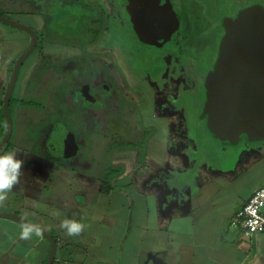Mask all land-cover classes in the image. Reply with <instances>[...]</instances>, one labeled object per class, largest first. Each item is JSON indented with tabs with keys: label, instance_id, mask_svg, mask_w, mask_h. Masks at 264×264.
<instances>
[{
	"label": "crops",
	"instance_id": "1",
	"mask_svg": "<svg viewBox=\"0 0 264 264\" xmlns=\"http://www.w3.org/2000/svg\"><path fill=\"white\" fill-rule=\"evenodd\" d=\"M56 1L0 0V14L17 24L11 17L33 16L35 29L25 26L36 31L46 27ZM11 27L0 21V102L15 64L31 45L28 34ZM15 35L24 47L14 43ZM205 124L200 113L172 124L169 118L146 121L145 151L136 147L115 155L117 162L128 159V168L122 165L104 181L80 183L74 190L66 167H45L55 184L24 190L18 208L0 213L17 214L49 233L56 241L53 264H264V232L248 239L232 226L236 213L264 188V140L251 146L224 143ZM64 150L68 158L77 155ZM58 178L70 187H63L65 193ZM66 218L85 224L83 232L68 236L59 227ZM20 225L0 217V264H48V238L33 234L23 240Z\"/></svg>",
	"mask_w": 264,
	"mask_h": 264
},
{
	"label": "rangeland",
	"instance_id": "2",
	"mask_svg": "<svg viewBox=\"0 0 264 264\" xmlns=\"http://www.w3.org/2000/svg\"><path fill=\"white\" fill-rule=\"evenodd\" d=\"M257 2H260L259 4L264 8V0H169V6L174 10L179 20V35L176 36L175 32L170 30H160L144 37L142 41L146 44H141V47L151 54V59H149L148 62L145 61V59L137 61L135 57H132L134 53L139 52V49H136L138 44L126 45L120 42L117 36H112L111 38L104 36L102 40L99 41L98 48L104 45L109 49L112 48L113 50L111 51L112 53L114 52L116 56V64L122 71L116 69L115 62L111 57L108 58L109 60H105L95 58L97 55L88 54L84 57L86 59L84 71L88 75L91 69L98 72L102 66H105L104 68L106 69L108 77L105 78V80L97 79L96 81L99 83L103 81L104 83L111 84H113V82H122V77L120 76L121 72L126 75L129 84L134 85L140 81V78L149 76L150 73L156 78L160 76L162 82L165 84V90L170 89L174 92L173 96H171L172 98H177L181 93V98H183V100L178 102L177 106H181L183 110H185V108L190 109L189 113L191 115L193 112L196 113L193 109L196 103L204 102L203 92L205 91L208 81L207 78L210 76L208 72H210V69L213 67V61L216 59L217 50L222 40L224 20L234 18L238 15L240 9L255 5ZM56 3V7L53 6L51 12L53 15L57 16L64 15L60 17L61 24L64 22L67 25L64 29V33H61L58 37V42L70 45H73V43L71 41L67 42V40L64 39V35L76 34L74 35V37H76L81 34L80 32L82 30L86 29L85 24L88 18L87 16L83 17L81 15L82 13L80 14L78 12L84 10L85 6L94 5L99 7L103 5L106 8L108 7L111 11L110 14L113 15V20H124L126 8L129 11V8L125 6L124 0H61V7L59 6L60 0L56 1ZM11 18L21 22L20 25L24 27L29 26L35 29L36 23H34L33 16H15ZM56 22L57 20L55 23ZM38 23L39 20L37 21V24ZM131 23L133 24L132 21ZM51 26V24H47L46 27L36 30L40 38L46 37V39H48ZM11 28L20 33V35H23L22 33L27 34L18 28ZM126 30L128 36L132 37L134 35L130 30V26L129 29ZM61 31L63 32L62 29ZM50 37L52 38V35H50ZM13 38L17 46L24 47L26 45L21 36L15 35ZM120 38L121 40H125L123 35H120ZM179 38L184 41H179L180 44L176 45L174 48L173 41ZM56 39L57 35H54V40ZM89 40L88 37L85 39L86 47L88 46ZM168 42L173 44L172 47L176 55H172L170 51L166 52V47L163 49L164 44L167 45ZM121 45L125 47L124 51L120 49ZM182 45L184 46L182 47ZM146 50L144 53H146ZM168 50H171L170 46ZM47 52V47L43 52H40V49H38L27 58V61L19 73L20 78L18 86L15 88L12 96L11 118L13 121V137L11 143L15 148L14 151L17 153V157L24 161L22 169L23 174L20 177V183L8 193L7 200L0 205V210L7 211L9 208H18L24 190H30V192L33 193L36 187L40 190L38 186L40 183L55 184V178L51 177L52 175L50 172L48 175L45 170V167L53 168L54 165L42 157H39L38 153L46 152L44 146L47 143V137L49 136L52 126L59 120V118L56 117V113H58L62 106L64 109H70L71 113H75L71 120L65 119L61 121L78 135V142H75L73 137H71V141L73 145L77 143V145L80 146L81 154L80 156H75L74 159L60 158V160L56 161L55 165L60 166V163H69L72 167H75L66 169L67 173H73L74 190L78 188V184L80 183H91V181L95 183L97 180H104L106 174L105 168L106 170L109 167L112 168L108 150L110 142L109 136L106 135L108 134L107 131H111L112 134L115 132V134L124 135V137L129 140H135L137 138L135 136L136 134L141 135L140 131L142 126L139 123V107H137L139 102L133 99L132 94L126 92L124 89L122 90L125 94L124 97L127 99L126 102L131 105L127 107L125 113L119 115L113 114V118H109L115 123L114 126H107L106 124L102 127L100 126L97 129L98 133L90 126L86 130H82V122L80 119H77L82 115L79 110L80 105L78 106V104L72 100L73 94L70 93L68 91L70 89L63 84L66 81H70V79L66 77L69 76L70 73H64L61 67H56L58 61L53 62L52 69H48V67L44 69ZM36 62H38V68L34 69ZM184 62H188V65L186 66ZM42 63H44V66L41 68ZM190 68H192V70ZM190 71H195L197 73L196 76ZM101 73L104 75L103 71ZM199 75H202V79ZM27 76H30L32 84L22 89ZM59 77H61V79H59ZM169 81L170 86L169 84L167 85ZM185 87L187 90L184 91ZM151 92L152 89H149V94H145L143 97L149 104L155 102L156 110L160 108V105L163 104L162 102L166 103L168 100H171V98L167 100L165 92H163L164 96L162 94H157L158 96L153 99ZM58 93H62L64 99H61V101L64 102L60 103L59 97H56ZM151 98L153 100H151ZM121 99L122 97H120L119 101H122ZM20 100L24 103L35 102L43 106V108L39 109L36 106H23L17 103ZM119 101L116 102L118 106ZM120 104L122 105V102ZM74 107H76L79 112L75 110ZM131 107H134L133 109H135L136 113L133 109H130ZM168 113V116H170V112L168 111L165 114L167 115ZM205 125L203 129H206ZM243 141L250 146L260 145L259 142L251 143L246 139ZM46 148H49L48 144ZM116 166L115 164L113 167L118 168ZM116 171H121V168L119 167ZM64 182H66L64 178H58L56 181L58 185L63 183L59 188L65 187L69 189V185ZM65 188H63L64 193L66 192Z\"/></svg>",
	"mask_w": 264,
	"mask_h": 264
},
{
	"label": "flooded vegetation",
	"instance_id": "3",
	"mask_svg": "<svg viewBox=\"0 0 264 264\" xmlns=\"http://www.w3.org/2000/svg\"><path fill=\"white\" fill-rule=\"evenodd\" d=\"M124 1L126 4L125 6L129 8V11L127 10V8L125 10L126 16H125L124 20H118V19L113 20L112 19L113 15L110 14L111 13L110 8H108V7L106 8L103 5H100V6H102L100 8L98 6L88 5V6H85L84 10L78 11V12L80 14L82 13L81 15L83 17L87 16V18L90 19L93 17L95 18V17L100 16L102 14V12H101L102 8H105L110 19H109V22L107 25V32L104 36H107V38H109V37L111 38L112 36H117L119 38V41L122 42L123 44H126V45L138 44V46H136V49H139V52L134 53L132 57H135V60H137V61L145 59V61L148 62V60L151 59V54H150V52L148 53L146 49L141 47V44H146L145 42L142 41V39L144 37H139L134 32L135 19L133 16V11H131V7L128 4L127 0H124ZM53 2H55V1H53ZM52 5L54 7H56V3H53ZM59 6L61 7V4ZM252 6H254V5H252ZM244 9H246V8H244ZM244 9H240V11H242ZM239 12H238V14H239ZM63 16L64 15H62V16L53 15V13H52L51 17L46 19V23L52 25L50 28V31H49L48 39H46V37L40 38V36L37 34V32L35 30H33L37 36V43H36L37 45H36V48L32 51V53L27 58H29L32 54H34L35 51H37L38 49H40V52H43L44 49L47 47L48 52L46 54L47 58L45 60L46 62H45L44 69L47 67H48V69H52L53 62L58 61V63L56 64V67H61V69L64 71V73H66V72L70 73L69 76H66L70 79V81L69 82L66 81L63 84L66 87H68L70 89L68 91L73 94L72 100H74L75 103L78 104V106L80 105L79 110L82 113V115L80 116V118H77V119H80V121L82 122V126H83L82 130H86L90 126L93 130H95L96 133H98L97 129L100 126L102 127L105 124L107 126H110V125L114 126L115 125V123H113V121L109 118H113V114L119 115V114L125 113V110H127V107L129 105H131L130 103L126 102L127 99L124 97L125 94H124L122 89H124L126 92L132 94L133 99H136L137 102H139V105L137 107H139L138 115L140 116L139 123L141 126L143 124H145L146 121L152 120V121L158 122V121L164 120L165 118H169V122H170V124H172L173 121L179 120L180 118H183L184 116L187 117V115H188V117H190V116L195 117L198 115V113H200V117L202 119V113H204V106H205V103L207 101L206 100V87H205V91L203 92L204 102H201V103L198 102V103H196L195 107L192 106L196 113L193 112L190 115V113H189L190 109L185 108V110H183V109H181V106L180 107L177 106V103L183 100V98H181V93L179 94V96L177 98H174V97L172 98L171 96H173L174 92L170 89L165 90V84L162 82L160 76H159V78H156L155 76H153L150 73L149 76L143 75L144 77L140 78V81L137 82L135 85L129 84L128 80L126 79V75L121 72L122 70L116 64V56H115L114 52L112 53V51H111V50H113L112 48L109 49V48L105 47V45L102 46L101 48H98L99 43H97L96 45L95 44L93 45L91 42H89L88 46L87 47L85 46L86 47L85 48V47H83L84 43L81 42V39L78 37V35L76 37H74V35H76V34H74V35L65 34L64 35V39H66L67 42L71 41L73 43V45L65 44V43H59L58 37L60 36L61 33H64V29L67 27V25L64 22H63V24H61L60 17H63ZM237 16L238 15H236L234 18H230V19H236ZM131 19H133V20H131ZM56 20H57V22L55 23ZM131 21L133 22V24L131 23ZM178 22H179V20H178ZM87 24H88V20H86V24H85L86 29H87ZM63 25H66V26H63ZM124 26H125V29H124ZM129 26H130V30L134 33V35L132 37L128 36L126 33V31H127L126 29H129ZM61 29L63 30V32L61 31ZM86 29L82 30L80 33L82 34L83 32H85ZM179 30H180V25H179V28L177 31H175V30L173 31V32H175L176 36L179 35ZM223 30H224V27H223ZM25 33H27V32H25ZM27 34L30 36L29 33H27ZM50 35H52V38L50 37ZM54 35H57L56 40H54ZM120 35H123L125 40L124 39L121 40ZM223 35H224V32H223ZM223 35H222V37H223ZM30 39H31V41H30L31 45L26 49V52L32 46L31 36H30ZM177 40L174 39V41H173L174 42V48L176 45L180 44L179 41H182V42L184 41L181 38H179ZM74 44H77V45H74ZM80 44H82V45H80ZM167 45L164 44L163 49L166 47V49H167V50H165L166 52L170 51V53L172 55H174V54L176 55V52H174V48L172 47L173 44L171 42H168ZM169 46L171 47V50H168ZM183 46L184 45H182V47ZM219 46H220V44H219ZM124 48L125 47L123 45L120 46V49H122L123 51H124ZM145 50H146V53H144ZM181 51H183V50H181ZM218 52H219V47L217 50L216 59L218 56ZM25 53L21 56V58L25 55ZM87 54L88 55H97L95 58L105 59V60H109L108 58L111 57L112 60L115 62L116 69L121 70L120 76L122 77V82L121 83L120 82H118V83L113 82V84L104 83L103 81H101L102 83L97 82L96 81L97 79L105 80V78L108 77L106 69L104 68L105 66H102V68L98 72L93 71L91 69L89 71V74L91 76L92 75L95 76V78H92V79L87 81V79L85 77L88 76L89 74L87 75V73L84 71L85 70L84 65L86 64L85 63L86 59L84 57L87 56ZM81 58H84V59H81ZM216 59L213 61V67H214V64L216 62ZM26 61H27V59H26ZM25 62H24V64H25ZM16 64H15V66H16ZM24 64L22 65L21 69L23 68ZM37 64H38V62H36V65H34V69L38 68ZM184 64L187 66L188 62H184ZM195 65H196V63H195ZM43 66H44V63L41 64V68ZM213 67L210 69V72H208L209 73L208 75H210L214 71ZM41 68H39V69H41ZM21 69H20V71H21ZM190 69L192 70V68H190ZM20 71H19V73H20ZM102 71L104 72L105 78H102V73H101ZM190 72L194 76H196V74H197L195 71H193V72L190 71ZM19 73H18V75H19ZM187 76H188V74H187ZM199 76L202 79V77H201L202 75H199ZM149 77H150V80H149ZM18 79H19V76H18ZM59 79H61V77H59ZM207 80H208V78H207ZM199 82H201V81H199ZM17 83H18V80H17ZM17 83H16V86H17ZM28 83H27V86H30L32 84V80L29 79ZM168 84L170 86V81L167 82V85ZM9 85H10V83H9ZM9 85H8V87H9ZM16 86H15V88H16ZM8 87L5 91L4 99L6 97ZM15 88H14V90H15ZM149 89H152L151 96L153 99H155L159 94H162L164 96L163 92H165V94L167 95V100L169 98H171V100H168L166 103L162 102L163 104L160 105V108L156 110L155 102H152L149 104L147 102V100L143 97L145 94H149ZM185 90H187L186 87H185L184 91ZM13 93H14V91H13ZM12 96H13V94H12ZM56 97H59L60 103L64 102V101H61V99H64V96L62 95V93L56 94ZM120 97H122V99H121L122 101H119ZM152 98H151V100H153ZM4 99L1 101L2 104L4 102ZM117 101H119L118 102L119 106L116 103ZM121 102H122V105L120 104ZM17 103H20V102H17ZM30 103L35 104V106L39 109L43 108V106H41L40 104H37L35 102H30ZM134 104H135V102H134ZM9 105H10V103H9ZM23 106H26V105H23ZM28 106H31V105H28ZM149 107H150V110H149ZM74 108H75V110H78L76 107H74ZM133 108L131 107L130 109H133ZM3 110H4V107H3ZM79 110H78V112H79ZM133 110L136 113L135 109H133ZM198 110H199V112H198ZM62 111H64V113H62ZM167 111L170 112V116H168L169 113L167 115L165 114ZM10 114H11V111H10ZM58 114H60V115L57 116ZM74 114L75 113H71L70 109H67V108L64 109L63 106H62V108L59 109L58 113H56V117H58L60 119L50 129L51 131L49 133V136L47 137V143L44 146V149L46 152L38 153L39 157H42L43 159L49 161L51 164L55 165L56 161L60 160V158L68 159V157H67L68 154H66V152H60V151H65L64 149H66L67 152L77 153L76 156H80V154H81L80 146H78L77 143H76V145H73L72 141H71V137H73L74 141L78 142V140H79L78 135L75 134L72 130H70V128H68V126L65 125L64 122L61 121V120L64 121L65 119L71 120L73 118ZM174 114H176V115H174ZM81 117H82V119H81ZM163 122H165V121H163ZM47 123H48V121H47ZM180 127H182V124L180 125ZM6 132H7V129H6ZM140 132H141V135H139V134L135 135L137 137L135 140H129L128 138L124 137V135L115 134V132H114V134H112L111 131H109V132L107 131L108 134H106V135L109 136V142H110V146L108 148L109 153H110V164L112 165L113 169L109 167L106 170V168H105L106 174L111 172L112 170L116 171L119 167L121 168L122 165H125L128 168V166H129L128 159L121 160V162L115 161V155L120 150L132 151L133 149H135L137 147L140 152L143 153L145 151V149H146L145 143L146 142L144 141V137L146 136V134H145V132H143L142 128H141ZM12 133H13V130H12ZM12 137L9 140V142L12 140ZM244 139L245 138H243L242 141ZM251 143H253V142L251 141ZM47 144L49 145V148H46ZM57 152H59V153H57ZM74 157L72 159H74ZM115 164L117 165L116 167H118V168L113 167ZM59 165L62 167H66V168H69V167L75 168V167H72L69 163H60ZM107 171H109V172H107ZM106 174H105V176H106ZM108 180H110V177L108 178ZM102 181H104V180H102ZM13 215H15V214H13ZM16 216L19 217L17 214H16ZM7 219H9V218H7Z\"/></svg>",
	"mask_w": 264,
	"mask_h": 264
},
{
	"label": "water",
	"instance_id": "4",
	"mask_svg": "<svg viewBox=\"0 0 264 264\" xmlns=\"http://www.w3.org/2000/svg\"><path fill=\"white\" fill-rule=\"evenodd\" d=\"M135 19L134 32L139 37L160 30L177 31L179 22L169 0H127ZM145 10L146 12H144ZM148 12L156 23L145 19ZM147 14V15H146ZM157 14V15H156ZM150 16V14H149ZM0 21L30 34L32 46L18 61L4 99L7 132L0 143V151L11 139L13 122L10 101L18 80V73L27 57L36 48V33L28 27L14 23L0 14ZM144 26V29L142 28ZM224 35L219 52L206 83V127L221 141L237 144L243 138L251 141L264 140V8L260 5L239 12L236 19H225ZM0 217L19 223L27 222L13 214L0 213ZM43 231L50 244L48 264L54 263L56 241Z\"/></svg>",
	"mask_w": 264,
	"mask_h": 264
},
{
	"label": "clouds",
	"instance_id": "5",
	"mask_svg": "<svg viewBox=\"0 0 264 264\" xmlns=\"http://www.w3.org/2000/svg\"><path fill=\"white\" fill-rule=\"evenodd\" d=\"M24 161L17 157L15 151H6L0 154V205L8 198V193L20 183L23 174ZM20 238L23 240L31 239L34 234L37 237L43 236V231L39 225L29 222H22ZM59 227L64 229L68 236H78L83 232L86 225L76 219H63Z\"/></svg>",
	"mask_w": 264,
	"mask_h": 264
},
{
	"label": "built area",
	"instance_id": "6",
	"mask_svg": "<svg viewBox=\"0 0 264 264\" xmlns=\"http://www.w3.org/2000/svg\"><path fill=\"white\" fill-rule=\"evenodd\" d=\"M232 222V226L239 228L248 239L264 232V188L257 189L236 213Z\"/></svg>",
	"mask_w": 264,
	"mask_h": 264
},
{
	"label": "trees",
	"instance_id": "7",
	"mask_svg": "<svg viewBox=\"0 0 264 264\" xmlns=\"http://www.w3.org/2000/svg\"><path fill=\"white\" fill-rule=\"evenodd\" d=\"M102 6H99V8ZM102 14L98 17H93L88 19V24H87V29L85 30V32H83L82 34L78 35V37L81 39V42L84 43L83 47L86 46V42L85 39H87V37L90 39L88 41L91 42L93 45L99 43V41H101V39L104 37V35L107 32V25L109 22V15L106 11L105 8H102ZM86 48V47H85ZM88 80L95 78V76H91L90 74L88 76L85 77ZM102 78H105V75H102ZM12 99L10 101V105L12 104ZM22 105H31V106H35V104L33 103H24L19 101ZM12 106V105H11ZM10 106V109H11ZM3 104L2 102L0 103V143L2 142V140L5 137V133H6V129H7V122H6V118H5V114H4V110H3ZM11 111V110H10ZM62 113H64V111H62ZM60 114H58L57 116H59ZM60 119V118H59ZM202 119L205 120L206 119V115L204 113H202ZM215 136V135H214ZM217 137V136H216ZM218 138V137H217ZM219 139V138H218ZM247 139V138H245ZM220 140V139H219ZM249 140V139H247ZM221 141V140H220ZM251 141V140H249ZM223 142V141H222ZM255 142V141H252ZM225 143V142H224ZM14 151V147L11 144V141L7 144V146H5L1 151L0 154H3L6 151Z\"/></svg>",
	"mask_w": 264,
	"mask_h": 264
},
{
	"label": "bare ground",
	"instance_id": "8",
	"mask_svg": "<svg viewBox=\"0 0 264 264\" xmlns=\"http://www.w3.org/2000/svg\"><path fill=\"white\" fill-rule=\"evenodd\" d=\"M144 12H146L145 10H143ZM147 13V12H146ZM150 14V16H149ZM147 15V14H146ZM157 15V14H156ZM155 16H152V12H148V17L145 19V21H147V24L150 23V21H153L154 23H156V21L154 20ZM151 22V23H153ZM150 23V24H151ZM142 28L144 29V26L142 25Z\"/></svg>",
	"mask_w": 264,
	"mask_h": 264
}]
</instances>
